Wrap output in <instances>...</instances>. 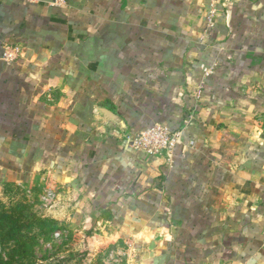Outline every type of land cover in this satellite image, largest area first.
<instances>
[{"label": "crops", "instance_id": "obj_1", "mask_svg": "<svg viewBox=\"0 0 264 264\" xmlns=\"http://www.w3.org/2000/svg\"><path fill=\"white\" fill-rule=\"evenodd\" d=\"M39 179L136 264H264V0H0V188Z\"/></svg>", "mask_w": 264, "mask_h": 264}, {"label": "rangeland", "instance_id": "obj_2", "mask_svg": "<svg viewBox=\"0 0 264 264\" xmlns=\"http://www.w3.org/2000/svg\"><path fill=\"white\" fill-rule=\"evenodd\" d=\"M63 191L45 179L0 188V264H136L109 216L75 215Z\"/></svg>", "mask_w": 264, "mask_h": 264}, {"label": "built area", "instance_id": "obj_3", "mask_svg": "<svg viewBox=\"0 0 264 264\" xmlns=\"http://www.w3.org/2000/svg\"><path fill=\"white\" fill-rule=\"evenodd\" d=\"M64 0H56L62 3ZM216 9L211 6L206 15V26H211L214 22ZM21 54V46L18 44H3L2 58L7 62L17 60ZM202 78L195 86L193 95L196 100H201L204 90V81L212 73V68L201 66ZM131 142L134 148L142 151L148 156L169 158L174 149L176 142L180 139L179 131H171L166 125L155 124L150 128L141 130L131 135Z\"/></svg>", "mask_w": 264, "mask_h": 264}, {"label": "water", "instance_id": "obj_4", "mask_svg": "<svg viewBox=\"0 0 264 264\" xmlns=\"http://www.w3.org/2000/svg\"><path fill=\"white\" fill-rule=\"evenodd\" d=\"M102 113L108 115L110 112L108 110H106V109H103L102 110ZM109 116H110V114H109ZM109 118H114V117H109Z\"/></svg>", "mask_w": 264, "mask_h": 264}]
</instances>
